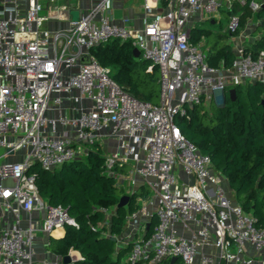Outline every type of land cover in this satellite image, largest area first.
I'll return each mask as SVG.
<instances>
[{
	"label": "built area",
	"instance_id": "built-area-1",
	"mask_svg": "<svg viewBox=\"0 0 264 264\" xmlns=\"http://www.w3.org/2000/svg\"><path fill=\"white\" fill-rule=\"evenodd\" d=\"M74 1L0 0V148L14 151H5L0 162V211L11 218L0 226V264H63L35 262L34 238L77 224L62 206L40 197L28 168L37 162L53 169L80 157L86 144L107 138L115 147L105 151L106 172L129 180V188L139 177L153 192L127 216L135 237L117 238L121 244L133 240L127 262L175 257L179 264H264V221L242 209L210 156L175 123L187 106L221 103L227 87L264 82L263 53L254 57L237 45L231 66L214 67L203 41L190 38L196 22L220 20V6L248 4L255 12L264 0H144L140 29L117 23L112 0H97L67 28L42 29ZM43 3L50 7L46 12ZM240 23L238 13L229 14L224 30L234 33ZM113 38L130 40L150 63L148 70L157 68L158 104L133 96L91 54L93 46ZM83 55L90 56L88 63L81 62ZM17 155L19 160L7 159ZM121 165L129 166L128 174L115 173ZM34 211L41 213L39 222ZM153 215L157 222L146 236Z\"/></svg>",
	"mask_w": 264,
	"mask_h": 264
},
{
	"label": "trees",
	"instance_id": "trees-1",
	"mask_svg": "<svg viewBox=\"0 0 264 264\" xmlns=\"http://www.w3.org/2000/svg\"><path fill=\"white\" fill-rule=\"evenodd\" d=\"M223 11L227 16L238 13L241 28L253 20L251 33L255 38L244 42L243 51L254 57L260 53L264 56V6L252 12L248 4L235 3L231 10ZM239 32L240 29L230 34L222 28L193 26L190 38L195 43L203 41L211 66L227 67L236 57L228 40ZM133 48L130 40L113 38L93 46L90 52L101 66L111 70V78L120 86L139 100L152 102L159 92L158 70L156 67L148 70L150 63L134 57ZM230 88L235 89L234 100H231ZM224 97V105L220 106L212 101L208 106L203 101L187 106L186 114L177 116L175 123L201 153L210 156L213 168L226 178L242 209L261 222L264 221V82L245 81L227 87ZM86 148L80 157L53 169L42 168L37 162L28 168V172L36 175L40 197L51 206H62L77 224H64V235L50 237L48 247L61 256L70 249L77 250L81 258L70 264H130L125 258L133 240L121 244L117 238L126 226L127 216L138 210L139 198H144L147 190L141 184L125 192L117 177L106 172L105 151L101 145L94 142ZM128 167L116 166L114 171L125 175ZM122 195H129V200L117 207ZM102 209L108 211L109 223ZM156 222L153 215L146 236ZM161 263L179 264L167 260L157 264Z\"/></svg>",
	"mask_w": 264,
	"mask_h": 264
},
{
	"label": "crops",
	"instance_id": "crops-1",
	"mask_svg": "<svg viewBox=\"0 0 264 264\" xmlns=\"http://www.w3.org/2000/svg\"><path fill=\"white\" fill-rule=\"evenodd\" d=\"M97 0H78L74 2H70L68 9L63 12L62 17H57V15L54 13L51 15L50 19L46 22H44L42 29L47 30L48 32H53L59 29L67 28L69 21L72 20V10H76L78 12V15H82L87 11L90 6L95 3ZM143 1L144 0H112V6L115 9H120L122 11V17L121 19H117V23L127 25L132 29H140L143 26V19H144V9H143ZM44 5V11H48L46 9L47 7L50 8L47 3H43ZM251 22V21H250ZM214 23V21H212ZM249 23V22H248ZM253 25L250 28V32L247 35H240L241 33H238V36H231L228 40V42L232 45L233 50L235 51L237 45H244V42L252 41L254 40L255 36L251 33ZM247 28V27H246ZM224 30V29H223ZM246 34V33H245ZM236 37V38H234ZM232 40V41H231ZM234 40V41H233ZM101 147L104 149V151H109L115 147V143L111 139H104L100 143ZM8 160H19L20 155L17 156H11L7 158ZM141 185V179L139 177H136V185L133 189H137ZM41 213L34 211L32 213V218L34 221L39 222V219ZM11 221V218L9 215H6L4 213H1L0 211V226H3ZM110 216L106 218V223H109ZM23 225H27V219L26 215L23 216ZM132 229L131 226H125L122 234L118 236V239L125 238L126 233ZM65 229L64 227L57 228L53 230L52 234L48 235L43 232H38L34 238L33 248H34V260L35 262H39L41 260H48L51 262L55 261H62L61 255H58L54 252H52L49 247V239L50 237L59 238L64 235ZM71 257L74 259L79 258L81 255L77 250L70 249L69 252ZM72 263V262H71Z\"/></svg>",
	"mask_w": 264,
	"mask_h": 264
},
{
	"label": "rangeland",
	"instance_id": "rangeland-1",
	"mask_svg": "<svg viewBox=\"0 0 264 264\" xmlns=\"http://www.w3.org/2000/svg\"><path fill=\"white\" fill-rule=\"evenodd\" d=\"M225 8L224 7H222V6H220L219 7V9H218V11L216 12L217 14H218V16L220 17V20H218V19H216V22L215 23H211L210 22V19L208 20V19H205V20H200V21H198V22H196L195 24H194V26H197L198 28H206V29H212V30H216V29H218V28H222V29H224L225 28V26H226V21H227V18H228V16L226 15V14H224V10ZM72 19H74V20H76V19H78V17H79V15H78V12L76 11V10H72ZM251 22H249V23H247L246 25H245V27L244 28H241L240 27V35H242V34H244V35H247L249 32H250V28H251V26H252V24H253V20H250ZM247 27V28H246ZM248 32V33H247ZM246 33V34H245ZM238 35H236V37H237ZM236 37H234V38H236ZM232 41V40H231ZM234 41V40H233ZM159 89V88H158ZM152 103L153 104H158L159 103V92H157V94H156V96H155V98L153 99V101H152ZM212 103H214L215 105H217V106H220V103L219 104H216L215 102H212ZM204 105H206V106H208L209 105V103L208 102H206V101H204ZM87 146L86 147H88V146H91V144H86ZM129 168V167H128ZM221 176H222V174H221ZM184 178V176H183V173H180L179 174V179L180 180H182ZM118 183L119 184H121V186H123V190L125 191V192H128V191H130L129 189V180H127V179H119L118 180ZM145 188H146V190H147V193H146V195H145V197L143 198V199H141V200H139L138 201V203H140V204H147L148 202H149V200L152 198V196H153V192H152V190L147 186V185H145ZM231 194H232V197L235 199V197H234V193H233V191L231 190ZM134 234H135V231L134 230H132V229H130L127 233H126V235H125V238L124 239H129V240H131V239H133V237H135L134 236ZM138 236L140 237V234H141V232H138ZM136 238H138V237H136ZM231 249L233 250V247H231ZM81 258V256L79 257V258H74V261L75 260H78V259H80ZM161 264H163V263H161Z\"/></svg>",
	"mask_w": 264,
	"mask_h": 264
},
{
	"label": "water",
	"instance_id": "water-1",
	"mask_svg": "<svg viewBox=\"0 0 264 264\" xmlns=\"http://www.w3.org/2000/svg\"><path fill=\"white\" fill-rule=\"evenodd\" d=\"M262 6H264V4ZM113 13H114V17L116 19H121L122 11L120 9H115L113 11ZM132 52H133V56L134 57H136V58L139 57V51L136 48H133ZM89 61H90V56L89 55H83L82 56V58H81V62L82 63H88ZM229 94L231 96V100H234L235 89L234 88H230L229 89ZM224 101H225V97L222 98L220 105H224ZM5 151L8 152L9 155H13L14 154V151L11 148L6 149V150H4L3 148H0V162L4 158V152ZM128 200H129V195H122L120 197L119 201H118L117 207H122V206L126 205ZM148 228H149V222L146 225V230H148ZM174 260H175V257L171 258V262H173ZM71 262H72V258H71V255L69 253H67L66 255H64L62 257V263L63 264H70Z\"/></svg>",
	"mask_w": 264,
	"mask_h": 264
}]
</instances>
